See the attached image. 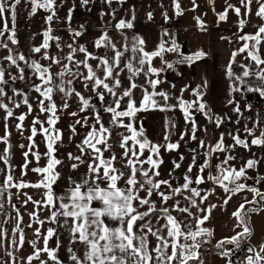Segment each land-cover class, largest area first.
<instances>
[{
  "label": "snow or ice",
  "instance_id": "obj_1",
  "mask_svg": "<svg viewBox=\"0 0 264 264\" xmlns=\"http://www.w3.org/2000/svg\"><path fill=\"white\" fill-rule=\"evenodd\" d=\"M31 4V14L35 15L38 9L49 12L46 21L50 24L56 16L55 5L56 0H28ZM89 0H81V3L87 5ZM109 4L112 0H107ZM193 2V11L197 6L195 0ZM176 8V15H182L179 0H173ZM241 6L245 9L244 17L251 15V5H258L255 15L264 21V0H240ZM21 4V0H0V19H4V27L0 29V38L8 33L7 41L12 45L18 43L15 29L16 9ZM228 9H232L238 17H241V8L229 4L228 8L219 14V20L225 21L228 15ZM5 13H9L13 23V27L9 29ZM71 13H69L70 18ZM151 19V14H149ZM165 19L168 17L165 15ZM197 25L204 30V22L196 17ZM248 21L245 18L238 20V31L244 33V28ZM83 27V26H81ZM133 24L125 20H120L115 28L118 30L131 29ZM75 37L82 35V32L73 33ZM165 36L169 33L165 32ZM42 43L34 47L32 51L41 54L42 61L50 63H41V60H29L23 54H13L9 44L0 40V48L8 49L9 54L2 59L15 66L18 76H12L6 73V69L0 66V109L5 112V135L0 137V141L8 147L0 153V160L7 166V173L2 185H0V214H3L5 193H8V203L16 212L17 224L13 231V236L19 233V244L16 251H19L25 244V234L20 225L23 218L20 210L12 203V188L24 189L27 187L44 188L45 192L40 201L33 200L31 196H26L27 202L33 203L37 208H46L51 210L47 220L40 219L37 212L33 211L29 215L35 220L40 227L34 229V234L41 237L43 247H38V241L33 240V252L26 258V264H32L33 260H38L39 264H64L58 257L57 251L60 242L57 241L55 248L49 247V240L57 235L55 228L49 227L45 232L41 229L47 223L61 224L60 218L63 217L61 226L68 227L69 240L73 247L68 248L69 259L73 264H190L192 261H198L203 264L200 257L199 249L201 241L204 237H210L212 231L204 226L211 216V212L217 206L215 204L201 208L208 199L213 190H209L207 194L199 185L211 181L214 185L219 186L226 197L223 204H228L233 196L241 192H250L253 195L251 201L245 200L239 204L232 215L237 220V228L242 229L231 237H226L216 244V248L220 249L222 257L229 258L228 264H233L231 257L234 252L241 250L242 245L247 244L246 253L242 264H264V244L252 246L248 243V238L252 234L251 228L248 226V215L251 212H258L264 207V191L258 187L248 185L243 181L252 179L248 176V170L254 169L259 164L257 159H247L239 168L235 167L234 162L237 157L231 152L235 146L245 149L251 147L264 148V116L257 114V119L253 121L252 127L247 124L244 126L246 136L241 137L239 133L229 134L233 140L232 145H225L224 134L214 144H208L204 140H199L198 147L204 149V163L196 165L197 155L196 149H192L194 155L192 163L187 168L183 176V183L173 186L169 179H158L161 175L159 166L163 161L159 159L161 148L167 151L175 150L179 147L178 143L168 142L164 145L152 142L145 134L141 125L137 127L138 113L149 111H172L176 108L183 113L186 123L192 125L191 139L196 140L197 122L193 118V111L203 113L210 122H215L219 127L222 120L216 117L211 108L204 102V92L202 87H206V81L203 85H198L192 90L194 100L188 101L183 99V91L181 96L176 98L175 103H169L171 93L166 90H157L164 83L160 79L161 73L167 70H174V63L166 59V53H176L178 59L177 64H191L206 57V52L198 50L191 55H183L179 50V45L173 38L170 41H161L158 47L149 52L145 48V41L140 37H133L129 43L127 37L120 48L112 41L111 37L104 31L93 41L95 49H108L112 55L97 57L93 53L80 45L74 46V43L67 45L68 53L61 58L48 52L50 42H55L57 48H61L60 37L51 35L49 27L43 33ZM241 41L236 51L232 52L231 59L227 65L226 75L232 82L230 91L240 93L242 90L249 93H258L260 98H264V23L257 26L254 33H244L238 35ZM170 45V46H166ZM43 50V51H42ZM62 50V49H61ZM131 53L127 60L124 59L126 53ZM84 54V59L77 60V54ZM246 53L245 59L250 61L249 64H240L242 69L240 74L233 70V64L237 63L236 57ZM159 58L162 67L157 68L153 65V61ZM90 60H96L97 64L92 65ZM19 62L31 70L32 76L39 81H33L32 90L37 93L36 107L39 112L33 119L30 127L29 145H20L21 148L27 147V151L23 153L25 163L21 165L22 176L27 174L28 155L31 153L38 163L40 155L33 151L36 147L35 137L42 134L44 136L47 151L44 154L48 158V162L44 167H37L31 171L42 175L43 179L35 184L30 185L23 179L17 180L14 176V167L10 163V140L11 135L8 132L7 120L14 117V111L9 104H13L15 108L21 107V104L27 107L28 113L33 112V104L30 103L23 91L13 89V96H8V103L4 102L7 96L5 86L9 83V79L15 82L16 79H31L25 75V68L21 67ZM59 66L57 71L52 70V66ZM86 71H82L81 69ZM128 73L129 86L124 88L121 74ZM143 75L148 87L138 85L134 82V78ZM8 75L9 79H6ZM155 77V78H153ZM84 84L85 91H88L98 99L103 111L110 114V124L113 127L125 129V133L119 134V147L122 151V159L125 161L123 168H117L115 164L118 162L117 155L110 151L112 145L113 127L106 126L101 119L99 110L91 100L92 96L85 97L78 91L73 84L80 81ZM142 88L141 97L134 95V90ZM175 87V85H172ZM62 94V104L58 107L54 96L56 93ZM15 96H20L21 100H15ZM75 96L79 100V112H91L94 123L89 124L88 117L77 119L73 126L72 132L76 133L75 125L88 127L89 131L85 134L84 139L77 145L79 154H68V159L78 161L80 164L87 163V171L82 181L77 182L71 180V187L66 195L57 196L53 191V185L59 180L60 173L56 170V166L62 161L56 157L58 151V142L62 140V132L56 128L60 117L58 111L69 107V99ZM111 97V103L107 97ZM159 98V99H158ZM248 111L252 110L251 105H246ZM236 113L241 114L239 105H235L233 109ZM40 114H47L46 119L41 121ZM79 113L72 112V116ZM19 123L17 129L23 131V122L26 119L25 114L15 117ZM127 118V122H125ZM45 124L48 127H45ZM36 125H39L37 129ZM166 127L169 132L165 135V141L169 140L171 129L176 127L175 122L168 118ZM187 133H182L180 139L183 140ZM248 137L251 139L249 140ZM90 150V151H89ZM145 152L148 155L144 156ZM109 153V155H105ZM218 153H225L224 159L215 165L212 164V157ZM89 157L85 160L84 157ZM155 157V158H154ZM184 159L183 156L180 158ZM174 169L181 167L180 163L173 162ZM147 164L149 167L145 168ZM79 164L73 163L71 168L76 170ZM196 167L197 175L192 177L190 174ZM207 171V175L204 173ZM172 172L169 176H172ZM126 177V179H125ZM124 180V186H118L119 181ZM264 181V177L256 179V184ZM141 193H144L142 196ZM26 195V194H25ZM153 196L159 198L160 204L153 200ZM182 198L185 205L181 204ZM169 201H172L169 204ZM99 203L101 207H95V203ZM248 204L256 205V207L247 208ZM193 209L203 213L196 215ZM175 213V214H174ZM186 214V215H185ZM107 220L113 221L114 224L106 223ZM191 218V219H189ZM163 219L164 223L160 224ZM7 223V221H5ZM160 224L159 227L155 226ZM27 227L32 228L29 223ZM6 235L5 230L0 229V236ZM150 238H154L152 243ZM191 241V243H186ZM206 242V241H203ZM13 245L16 240L13 239ZM83 245L82 254L77 252L75 245ZM226 245H233L229 249ZM42 254L47 255V259H42ZM9 257H13V252H7Z\"/></svg>",
  "mask_w": 264,
  "mask_h": 264
},
{
  "label": "crops",
  "instance_id": "obj_2",
  "mask_svg": "<svg viewBox=\"0 0 264 264\" xmlns=\"http://www.w3.org/2000/svg\"><path fill=\"white\" fill-rule=\"evenodd\" d=\"M12 0H9L11 3ZM181 5L182 15H176V8L173 0H112L109 4L107 0H89L87 5L81 3V0H56L55 11L56 16L49 24L46 21V17L50 15L49 12L43 9H38L35 15L31 14V4L28 0H21V4L17 6L15 29L17 34L18 43L12 45L10 41H7L8 33L0 38L9 44L13 54H23L29 60L36 59L41 60V54L34 53L32 49L39 46L44 37L43 33L50 27L51 35L60 37L61 48L55 46V42H50L48 52L52 55H57L63 58L68 53L67 45L74 43V46H84L88 52L93 53L97 57L111 56L112 53L108 49H95L93 41L98 38L102 32L107 31L112 41L120 48L124 42V38L127 37L130 43L133 37H140L145 41V48L151 52L155 50L161 41L164 40L163 30L167 27H173L176 32V39L180 43L187 42L188 54L191 55L198 50L206 52V57L191 64H182L180 68L174 70H167L160 75V79L164 81L157 90H166L171 93V99L169 103H175L176 98L181 96V90L183 91L184 100H194L192 90L196 89L198 85H203L206 81L207 86L202 87L201 91L204 92V102L216 117L222 120L219 127L215 122H210L203 113L193 111V118L197 122L196 140L191 139L190 129L192 125L186 123L183 113L176 108L172 111H149L138 113L137 127L141 125L144 128L147 137L154 143L164 145L168 142L178 143L179 147L172 151H167L165 148H161L159 159L163 163L159 166L161 175L158 179H169L173 186L182 184L183 176L185 175L187 168L192 163V157L194 155L192 149H196L199 153L196 159V165H202L204 163V149L198 147L199 140H204L208 144H214L224 134L225 145H232L234 142L229 135L239 133L242 138L246 136L243 129L245 124L252 127L253 121L257 119V114L264 116V98H260L258 93H249L241 91L240 93L231 92L230 85L232 82L226 75L227 65L230 62L232 52L236 51L240 46L241 41L238 40V35L244 33H254L257 26L264 23L259 17L255 15L258 5L253 3L251 5V15L244 17L245 9L241 6L240 0H195V10L193 11L192 0H179ZM234 5L241 8V17H238L232 9H228L227 19L225 21L219 20V14L223 13L228 5ZM69 13H71L69 18ZM151 14V19H149ZM167 15L168 19H165ZM9 29L13 27L11 16L9 13H5ZM196 17H199L205 25L204 30L197 25ZM245 18L248 23L244 28V33L238 31V20ZM125 20L131 22L133 27L131 29L118 30L115 25L120 21ZM83 26V27H81ZM4 27V19H0V29ZM80 31L82 35L75 37L74 32ZM169 46V45H166ZM62 49V50H61ZM43 51V50H42ZM9 54L8 49L0 48V66L6 69V73H10L12 76H18V71L15 66L9 64V62L3 60L4 56ZM131 53H126L124 59L127 60ZM246 53L240 54L236 57L237 63L233 64V70L240 74L242 69L240 64H249L250 61L245 59ZM77 60L84 59V54L79 53L76 56ZM21 67L25 68V75L31 77V79L20 80L16 79L12 82L8 75L6 79H9V83L5 86L7 96L4 98V102L8 103V96H13V89L23 91L24 94L29 97L30 103L33 104V112L27 114V107L21 104V107L15 108L13 104H9L14 111V117L7 120V130L11 133L9 140L11 144L10 148V163L14 167V176L17 180L23 179L30 185L39 183L43 177L41 174L31 171L33 168L44 167L48 162V158L44 155L47 151L46 142L42 134H37L35 139L36 147L33 151L38 152L40 160L37 163L35 157L30 153L27 157L28 169L27 174L22 176L21 165L25 163V157L23 153L27 151V147L21 148L20 145H29L30 141L27 139L30 133V127L32 121L36 118L39 110L36 107V97L31 84L33 81L39 83L35 77L32 76L31 70L28 69L23 62H19ZM41 63L48 64L49 61H42ZM90 64L96 65V60H90ZM153 65L157 68L162 67L161 60L156 58L153 61ZM59 66L53 65L52 70L57 71ZM86 71L85 69H81ZM128 73L125 71L121 74V80L123 81V87L129 86ZM155 78V77H153ZM134 82L143 87H148L145 77L141 74L134 78ZM175 85V87H172ZM78 91H80L85 97L92 96L91 102L96 105L99 110L102 122L109 127H113L110 124V114L103 111L102 106L97 98L88 91H85L82 79L73 84ZM142 94V88L134 90L135 97L139 98ZM54 99L58 107L62 104V94L56 93ZM108 102L111 103V97H107ZM159 99V98H158ZM16 101H20V96H15ZM69 107L58 111L60 117L59 122L56 124V128L60 129L63 136L62 140L58 142V151L56 157L62 161V163L56 166V170L61 174L59 180L53 185V191L57 196L66 195L68 189L71 187V180L77 182L82 181L87 171V163L80 164L78 161L68 159V154H79L77 145L84 139L85 134L89 131L88 127H82L81 125H75L77 131L75 134L72 132V126L77 119L87 116L89 124L94 123L91 112H79V100L73 96L68 101ZM235 105H239L241 108V114L236 113L233 109ZM246 105H251L252 110L248 111ZM72 112L79 113L77 116H72ZM21 114L26 115V119L23 122V131L17 129L16 125L19 121L15 118ZM47 114H40L39 119L44 121ZM171 118L176 127L171 129L169 140L165 141L164 137L168 134L169 130L166 127V121ZM5 112L0 109V137L5 135ZM127 122V118H125ZM39 129V125H36ZM45 127H48L45 124ZM126 134L125 129L119 127H113L112 138L110 144L112 149L118 157V162L115 164L117 168H123L125 161L122 159V149L119 147V134ZM187 133L184 139L181 140V134ZM250 140L251 138L248 137ZM8 147L5 143L0 141V153L4 152V149ZM90 151V150H89ZM237 159L232 162L235 167L239 168L246 162L247 159H257L259 164L254 169L248 170V176L252 179H248L247 184L258 187L261 191H264V181L256 184V179L264 177V148L251 147V149H245L240 146H235L231 152ZM109 155V153H105ZM148 155L145 152L141 159H144ZM181 156L184 157L181 160ZM225 153H218L212 157V164L215 165L220 160H223ZM155 158V157H154ZM85 160L89 157L85 156ZM180 163L181 167L174 169L173 162ZM73 163L79 164L76 170L71 168ZM145 168L149 165L145 164ZM197 168L194 167L192 177L197 175ZM172 172V176L169 173ZM7 173V166L0 160V185L3 184L5 174ZM207 175V171L204 173ZM126 179V177H125ZM118 186H124V180L119 181ZM205 190L207 194L209 190H213L209 195V199L200 207L205 208L207 206L215 204L217 207L211 212L209 220L204 226L212 231V235L208 237L209 245L213 249L216 248V244L226 238L235 235L242 229L237 228V220L232 213L237 209L238 205L245 200L251 201L254 197L250 192H241L232 197L228 204H223V200L226 197V193L219 187L214 185L211 181L198 186ZM13 194L12 203L20 210L23 218V223L20 227L25 234V244L19 251H16V247L19 244V233L17 232L13 236V231L16 227V212L12 209L8 203V193H5L3 203V214H0V229L5 230L6 235L0 236V264H26V258L33 252L32 241H38V247H43V240L41 237H37L34 234V229L40 227L33 218L30 217V213L35 211L38 213L40 219L47 220L51 214L50 209L37 208L33 203L27 202L25 204L26 196H31L33 200L40 201L43 198L45 192L44 188L27 187L22 190L12 188ZM26 194V195H25ZM143 196L144 193H141ZM181 204L185 205V201L182 198ZM153 200L160 204L159 198L153 196ZM172 201H169L171 204ZM252 205V204H248ZM247 205V206H248ZM95 207H101L97 202ZM246 206V207H247ZM196 215H202L196 209H193ZM175 214V213H174ZM186 215V214H185ZM63 217L60 218L61 224L45 223L42 232L46 233L49 227L55 228L57 235L49 240V247L55 248L57 241L60 242V247L57 251L58 257L64 262V264H73L68 258V248L73 247L69 240L68 227L61 226L63 223ZM191 219V218H189ZM106 223L114 224L113 221L107 220ZM7 221V223H5ZM31 223L32 228L27 227ZM163 219L160 220V224H163ZM160 224L155 226L159 227ZM248 225L252 230L251 236L248 238V243L252 246H258L264 244V207L258 212H251L248 215ZM13 239L16 240V245H13ZM152 243H155L154 238H150ZM186 243H191L187 241ZM244 245H242L243 247ZM226 248H233V245H226ZM75 249L82 254L83 245L76 244ZM210 249V247H209ZM207 250L199 249L200 257L203 260V264H228V259L222 257L220 252H211ZM13 252V257H9L7 252ZM42 259H47L46 254H42ZM232 259V257H231ZM233 260V259H232ZM32 264H39L38 260H33ZM49 264H52L49 261ZM190 264H199L198 261H192ZM234 264V262H233Z\"/></svg>",
  "mask_w": 264,
  "mask_h": 264
},
{
  "label": "built area",
  "instance_id": "obj_3",
  "mask_svg": "<svg viewBox=\"0 0 264 264\" xmlns=\"http://www.w3.org/2000/svg\"><path fill=\"white\" fill-rule=\"evenodd\" d=\"M165 32L169 33V35L168 36H165L164 35ZM163 36H164V40L165 41H170L171 39L174 38L176 40L177 44L179 45L180 52L183 54L182 44L177 41V39H176V32H175V29L173 27H167V28H165L164 31H163ZM178 58L179 57H178V55L176 53H166V59H168L170 62H173L174 63V69H178L182 65V64L175 63V61ZM247 181H243V182L247 183ZM207 240H208V237H204L202 239V241H201V245L203 244V241H207ZM246 247H247V244L244 245L243 247H241V250L234 252V254L232 256V259H233L234 264H242L243 258H244L245 253H246ZM212 252H213V250H212Z\"/></svg>",
  "mask_w": 264,
  "mask_h": 264
},
{
  "label": "rangeland",
  "instance_id": "obj_4",
  "mask_svg": "<svg viewBox=\"0 0 264 264\" xmlns=\"http://www.w3.org/2000/svg\"><path fill=\"white\" fill-rule=\"evenodd\" d=\"M203 244H205V249H203V250H207V249H209V247H210L209 251H211V252H212V250H213V252L215 251V249H213V248L209 245L208 240H207L206 242H203ZM201 246H202V245H201Z\"/></svg>",
  "mask_w": 264,
  "mask_h": 264
},
{
  "label": "water",
  "instance_id": "obj_5",
  "mask_svg": "<svg viewBox=\"0 0 264 264\" xmlns=\"http://www.w3.org/2000/svg\"><path fill=\"white\" fill-rule=\"evenodd\" d=\"M183 53L186 55V54H188V48H187V42H184L183 44Z\"/></svg>",
  "mask_w": 264,
  "mask_h": 264
},
{
  "label": "trees",
  "instance_id": "obj_6",
  "mask_svg": "<svg viewBox=\"0 0 264 264\" xmlns=\"http://www.w3.org/2000/svg\"><path fill=\"white\" fill-rule=\"evenodd\" d=\"M256 207V205H248L247 208ZM249 226V225H248ZM202 250L205 249V244L201 246ZM214 252H220V250L216 249Z\"/></svg>",
  "mask_w": 264,
  "mask_h": 264
}]
</instances>
